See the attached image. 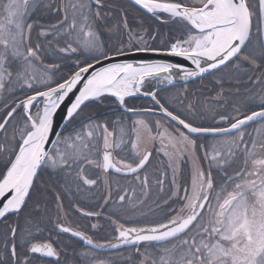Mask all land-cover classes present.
Here are the masks:
<instances>
[{
  "label": "snow or ice",
  "instance_id": "obj_1",
  "mask_svg": "<svg viewBox=\"0 0 264 264\" xmlns=\"http://www.w3.org/2000/svg\"><path fill=\"white\" fill-rule=\"evenodd\" d=\"M0 264H264V0H0Z\"/></svg>",
  "mask_w": 264,
  "mask_h": 264
},
{
  "label": "flooded vegetation",
  "instance_id": "obj_2",
  "mask_svg": "<svg viewBox=\"0 0 264 264\" xmlns=\"http://www.w3.org/2000/svg\"><path fill=\"white\" fill-rule=\"evenodd\" d=\"M192 87H194V88H195V87H197V85H192Z\"/></svg>",
  "mask_w": 264,
  "mask_h": 264
},
{
  "label": "water",
  "instance_id": "obj_3",
  "mask_svg": "<svg viewBox=\"0 0 264 264\" xmlns=\"http://www.w3.org/2000/svg\"><path fill=\"white\" fill-rule=\"evenodd\" d=\"M149 58H155V57H149ZM168 59H172V58H168ZM182 83V82H181Z\"/></svg>",
  "mask_w": 264,
  "mask_h": 264
}]
</instances>
